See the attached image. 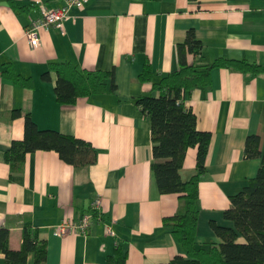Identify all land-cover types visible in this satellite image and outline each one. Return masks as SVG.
<instances>
[{
	"label": "crops",
	"instance_id": "0c3cea01",
	"mask_svg": "<svg viewBox=\"0 0 264 264\" xmlns=\"http://www.w3.org/2000/svg\"><path fill=\"white\" fill-rule=\"evenodd\" d=\"M26 7L25 12L10 3ZM48 9L65 0H0V228L10 231V247L19 250L22 231L30 224L46 243L45 264H105L117 245L127 252L126 264H168L186 254L162 228V219L175 214L176 195H159L150 172V124L134 100L151 94L152 82L137 76L148 60L152 80L177 69L175 46L193 30L202 43L189 64H206L224 57L246 59L264 67V0H88L73 8L63 32L41 30L40 46L31 49L25 30L39 18L36 3ZM31 78L33 88L3 76L4 64ZM50 62H70L87 71H113L114 93L80 98L74 105L55 102L56 74L43 80ZM197 118V129L211 140L206 172L198 184L199 217L196 242L219 243L210 227L233 228L224 220L229 198L253 179L264 163V73L244 74L225 68L212 70L211 84L184 97ZM30 113L40 130H54L89 142L96 163L74 169L55 152L37 151L24 167L12 172L5 153L22 140ZM258 136L262 156L244 157L248 136ZM196 150L189 149L180 171L182 180L194 172ZM100 200L86 236L56 235L64 220L78 223L92 203ZM111 228L113 235L106 232ZM238 242H243L242 238ZM0 264H7L0 254ZM26 264H34L30 254Z\"/></svg>",
	"mask_w": 264,
	"mask_h": 264
},
{
	"label": "trees",
	"instance_id": "16d2710c",
	"mask_svg": "<svg viewBox=\"0 0 264 264\" xmlns=\"http://www.w3.org/2000/svg\"><path fill=\"white\" fill-rule=\"evenodd\" d=\"M158 1V0H134ZM12 9L25 12L28 9L11 2ZM202 43L193 30L186 32L182 43L175 46L177 69L163 75L158 81L152 80V67L145 60L137 78L141 83L152 82L151 94L134 100L136 108L150 124L151 160L150 172L153 184L161 195L173 194L178 200L174 215L162 219V228L167 230L175 243L184 250L186 258L175 256L168 264H264V163L256 176L237 194L231 196L230 207L223 212L224 220L232 223L227 228L210 222V227L219 243L196 242L199 217L198 184L206 172L205 161L209 150L211 134L197 129L196 114L184 104V97L194 89H207L211 84L212 70L225 68L244 74L264 73V67L246 59L220 57L206 64H189L188 55L199 56ZM43 80H49L54 72L57 80L54 87L55 102L60 105H74L80 98L92 95L114 93L113 71H87L70 62H50L46 66ZM3 76L23 88H33V80L17 73L12 63H5ZM25 117V133L22 140H15L5 153V160L12 172L23 169L28 155L37 151L55 152L58 158L74 169H85L96 163L97 151L87 141L64 135L54 130H40L30 113L12 111V117ZM258 136H248L244 144V157L258 159L262 156ZM196 150L193 174L182 180V170L186 153ZM97 217L94 210L88 213ZM242 238L243 242H238ZM0 254L7 264H26L30 254L34 264H45L46 243L30 224L22 231L19 250L10 247V231L0 228ZM127 252L117 245L106 257L105 264H126Z\"/></svg>",
	"mask_w": 264,
	"mask_h": 264
},
{
	"label": "built area",
	"instance_id": "2783aa9c",
	"mask_svg": "<svg viewBox=\"0 0 264 264\" xmlns=\"http://www.w3.org/2000/svg\"><path fill=\"white\" fill-rule=\"evenodd\" d=\"M88 0H65L64 4L57 9H48L42 3L37 2L36 6L40 13L39 18L35 19L25 30V36L30 44L31 49H36L40 46L39 32L41 30H57L63 32V24L70 19V11L73 8L82 9ZM100 207V200L96 199L90 206V210L97 211ZM92 213H86L78 223L71 220H64L58 224L54 231L59 237H64L68 234L84 235L88 234ZM106 232L113 235L111 228L107 227Z\"/></svg>",
	"mask_w": 264,
	"mask_h": 264
}]
</instances>
